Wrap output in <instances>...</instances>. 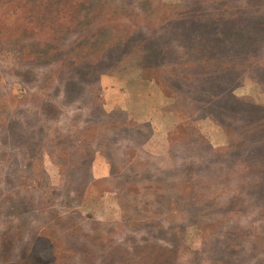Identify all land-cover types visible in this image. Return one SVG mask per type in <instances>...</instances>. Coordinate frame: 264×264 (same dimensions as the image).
<instances>
[{"label": "rangeland", "instance_id": "374dc122", "mask_svg": "<svg viewBox=\"0 0 264 264\" xmlns=\"http://www.w3.org/2000/svg\"><path fill=\"white\" fill-rule=\"evenodd\" d=\"M193 1L0 0V264H264V0Z\"/></svg>", "mask_w": 264, "mask_h": 264}, {"label": "trees", "instance_id": "16d2710c", "mask_svg": "<svg viewBox=\"0 0 264 264\" xmlns=\"http://www.w3.org/2000/svg\"><path fill=\"white\" fill-rule=\"evenodd\" d=\"M197 1H199V0H196V1H193L190 5H189V7L186 9V11L187 12H193V9L194 8H197L198 7V5H199V2H197ZM208 4L210 5V7L212 8V10H213V16H211V15H209V14H207L206 13V16H207V21H206V24H208L209 26L210 25H212L213 27H215L216 26V24H219V22L221 21V20H227L228 22H229V24H232L233 22H237V21H239V20H237V19H233V18H235L236 16L238 17V18H240V20L242 21V20H244L245 18H248V15H243V13H241V12H239L238 13V8H234V6H232V10H233V13L235 14L234 16H232L230 19L229 18H227L226 16H224V15H221V14H219V12H218V10H222L221 9V0H218V1H215L214 3H212V2H208ZM218 9V10H217ZM41 20V19H40ZM21 23H20V25H18V27L17 28H19L17 31H20L21 33V35L20 36H22V33L24 34V35H26V36H28V31L27 30H25V22H26V18L25 19H23V22L22 21H20ZM240 22V21H239ZM54 26V25H53ZM224 26H229V25H224ZM12 38V37H11ZM221 41H223V40H221ZM224 42V41H223ZM226 44H228L227 42H225ZM113 44V43H112ZM117 44L118 45H120L121 47H124V46H129V47H131V49L132 48H135V47H140V43H135V41H133V40H131V39H128V41H126V44H125V42L124 41H120V42H117ZM224 44V43H223ZM232 46H234V44L232 43L231 44ZM151 47H148L147 48V50L146 51H144V53H142V55H144V62H145V60H149V55H150V51L148 50V49H150ZM130 49V50H131ZM21 52L20 53H22V55L23 56H27V58H28V60H30V61H40V59H45V58H47V56H48V52L45 50V49H40V48H35V47H33V46H30V44L29 45H23L22 46V48H21ZM83 58H85V57H83V56H80V57H78V56H76V57H74V58H71V60H69L68 59V57L67 58H65V59H63V61H62V63H60V65H59V68H61V67H68V66H71V67H78L77 66V64L78 63H81V64H85L82 60H83ZM148 58V59H147ZM150 59H152V58H150ZM149 62H151V61H149ZM93 68V67H92ZM144 68L145 69H152V70H154V69H156V68H160L159 67V65H145L144 66ZM151 71V70H150ZM72 72H75V71H72ZM81 72V69H80V71L78 70V73H80ZM153 72V71H152ZM82 73V72H81ZM51 108H55L56 109V105H52L51 104V107H50V112L52 111V109ZM54 112H56V111H54ZM235 230L237 231V228H235ZM237 236V234H232V237H229L227 234L225 235V236H223L222 238H220L218 241H217V244H218V246H222L223 244L221 243V241L222 242H228L231 238H232V240H234V237H236ZM214 244H216V238H215V241H214ZM224 247H226L225 245H223ZM242 251H243V248H240ZM219 252V251H218ZM225 254H226V256H228L229 255V252L228 251H226L225 250ZM162 256H164V254H159V256L158 257H162ZM259 256V255H258ZM231 258H233V255L231 256ZM229 261H232V259H230V257L227 259V260H225V261H221V262H223V263H219V264H224V263H226V264H229L228 262ZM253 262H255V261H253ZM232 264H233V261H232Z\"/></svg>", "mask_w": 264, "mask_h": 264}]
</instances>
